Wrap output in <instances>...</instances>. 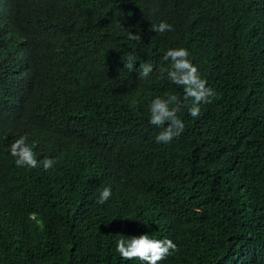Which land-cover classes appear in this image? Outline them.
Segmentation results:
<instances>
[{
  "label": "trees",
  "instance_id": "1",
  "mask_svg": "<svg viewBox=\"0 0 264 264\" xmlns=\"http://www.w3.org/2000/svg\"><path fill=\"white\" fill-rule=\"evenodd\" d=\"M9 5L0 264H264V0Z\"/></svg>",
  "mask_w": 264,
  "mask_h": 264
},
{
  "label": "clouds",
  "instance_id": "2",
  "mask_svg": "<svg viewBox=\"0 0 264 264\" xmlns=\"http://www.w3.org/2000/svg\"><path fill=\"white\" fill-rule=\"evenodd\" d=\"M9 3L10 0H0V19H6L8 17ZM32 43L33 46L39 45V43L34 41H32ZM32 51V48L28 50L21 49L10 41L0 51V66H2L3 60H15L23 63V66H25L26 61L30 59L34 64V68L30 70L23 69L16 72L18 78L17 81L21 83L25 89L24 103L32 101L31 91L37 88V82L42 79L40 76L38 77L39 74H36V70H39L40 73L41 69L44 67L39 58L41 50H34L39 61L31 58ZM19 134L23 136L27 142L32 143L39 137L40 130L37 126L22 119L19 126Z\"/></svg>",
  "mask_w": 264,
  "mask_h": 264
}]
</instances>
